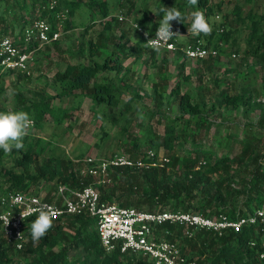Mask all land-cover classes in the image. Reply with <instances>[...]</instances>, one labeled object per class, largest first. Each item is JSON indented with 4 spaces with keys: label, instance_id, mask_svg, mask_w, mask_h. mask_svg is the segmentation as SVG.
I'll use <instances>...</instances> for the list:
<instances>
[{
    "label": "rangeland",
    "instance_id": "obj_1",
    "mask_svg": "<svg viewBox=\"0 0 264 264\" xmlns=\"http://www.w3.org/2000/svg\"><path fill=\"white\" fill-rule=\"evenodd\" d=\"M47 1L49 4L51 0ZM104 1L108 6V17L113 18L111 30L107 33L108 38L111 42H116L123 34L124 37L119 42L129 53L127 58H121L122 74L116 76L112 72H105L98 73L95 77L96 82H111L115 89L114 103L106 106L83 97H56L60 88L54 81L53 74L61 72L65 65L87 66L106 56L116 53L120 56L118 50L109 44L98 58L86 57L87 42L96 39L101 31V24L110 18L103 20L97 12L87 17L86 9L81 6L69 19L66 17L62 21L56 19L55 22H48L52 27L59 28L57 46L32 48L31 61L28 64L29 77L0 72V111L30 108L39 98H44L51 111L66 109L69 113L66 119L60 121L45 114L40 121L35 122L33 112L29 110L27 113L33 124L24 138V148L20 152L30 151L32 160L37 163L48 158L69 160L72 170L79 174L84 169V159L98 160L115 154L127 155L132 150L133 143L138 148L133 152L136 156L150 149L152 144L158 156L166 157V152L160 145L163 127L166 125L175 126L177 139L173 141L172 153L179 158L186 156L194 148L211 152L215 157L232 158L239 153L245 141L260 140L261 146H264V125L261 126L258 122L259 117L264 118V71L262 63L243 54L249 25L246 16L262 18L263 25L264 0H208L212 12L206 19L212 25V32L209 35L201 34L200 40L205 45L209 41L211 47L218 42L221 32L227 35V40L225 44L221 42L218 57L207 66L204 60L184 59L178 51L172 54L155 51L152 58L148 57L149 53L146 51L138 59H135L132 51L138 35L131 24L141 18L144 12L148 14L147 26H159L165 11L176 8L184 17L181 27L189 29L188 24L194 9L186 0ZM15 2L0 0V7L5 10L3 18L13 26V36L16 37L22 20L29 18L32 0H23L27 5L25 11L19 10ZM117 16H121L122 21H115ZM87 25L89 27L84 29ZM219 29L222 31L219 32ZM179 42L183 43L184 40ZM154 86L162 91L160 99L153 93ZM175 88L179 94L188 93L193 103L201 99L206 106L213 104L214 111L197 118L184 117L174 123V118L178 115V97L170 92ZM221 91L228 94L247 93L251 101L260 103L261 107L247 109L245 112L242 109L219 108L216 102ZM16 94L20 95L23 103H18ZM20 152H15L13 156H2L0 169L20 173V168L12 166ZM200 159L198 157V161ZM28 172L34 173L33 164L28 166ZM54 184V180L48 183L38 182L27 191L45 196L47 192H52ZM112 185L113 182L109 180L100 186L107 193L108 187ZM6 186L1 176L0 194L6 191ZM197 199L196 194L193 206ZM122 200L125 197L114 203L118 204ZM131 200L135 201L137 198L132 197ZM193 206L189 212L196 211ZM10 254L14 264H25L17 254ZM79 255L80 251L75 250L70 251L67 256L73 259Z\"/></svg>",
    "mask_w": 264,
    "mask_h": 264
},
{
    "label": "trees",
    "instance_id": "obj_2",
    "mask_svg": "<svg viewBox=\"0 0 264 264\" xmlns=\"http://www.w3.org/2000/svg\"><path fill=\"white\" fill-rule=\"evenodd\" d=\"M15 1L19 10H26L27 5L23 0ZM37 1L32 0L29 18L22 20L16 31L18 34L16 37L13 36V32H15L13 26L3 18L5 10L0 7V37L11 36L10 39L15 40L20 36L23 27L31 20L40 18L51 23L55 22L63 12H65V18L69 19L81 6L86 9L87 17L97 12L103 20L110 18L101 24V31L97 34L96 39L87 42L86 57L88 59L98 58L101 51L106 50L109 44L118 50L120 56L117 55L118 53L106 56L101 61H94L87 66L67 64L61 72H55L53 78L60 88L56 97L73 99L83 97L92 102L111 106L114 103L115 89L113 85L110 81L96 82L95 77L98 73L105 72H112L116 76L122 74L121 58H127L129 53L119 42L124 37L123 34L116 39V42H111L108 38L107 33L111 30L113 18L108 17L106 2L104 0H91V2L87 0H55L54 6L49 8L47 0H39L36 4ZM186 1L188 3V0ZM192 7L193 11L203 10L206 18L212 12L208 0H198V5ZM147 16V12H144L135 24L151 34L158 25L147 26ZM237 17H239L238 13ZM246 17L249 25L247 26L246 48L243 54L262 63L264 71V24L262 25V18L254 19L248 15ZM67 19L65 22L70 24ZM190 23L191 19L188 27H190ZM177 25L181 27L182 20ZM87 27L89 25L84 29ZM195 39L200 40V35ZM226 40L227 35L221 32L218 42L211 46L217 51V57L221 45L225 44ZM209 44H211L209 41L206 45L203 43L206 48L209 47ZM51 45L56 47L57 41ZM35 47L34 43L26 50L29 51ZM132 51L135 53V59H138L142 52L147 51L150 58L155 54V50L144 45L139 35L138 41L132 46ZM216 58H207L204 60V64L207 66ZM262 83L264 86V72ZM159 90V87L154 86L153 93L156 94L157 99L161 97L162 91ZM170 94L178 97V115L174 118V123L181 121L184 117L197 118L205 115L206 112L214 111L213 104L206 106L201 99L193 103L190 101L188 93L179 94L177 88ZM16 98L19 104L23 103L19 94H16ZM216 103L219 108L242 109L243 112L247 109L261 107L260 103L252 102L247 93L228 94L225 91L220 92ZM22 110L25 112L32 110L35 122L40 121L45 114H49L56 121L66 119L69 115L66 109L51 111L44 98H39L37 102L30 105V108L24 107ZM258 122L259 125H264V118L259 117ZM175 132L174 125L163 127L160 145L166 152V163L161 167H151L147 170L111 168L109 179L113 185L108 187L107 193L101 189L100 185H94L99 194V201L114 203V201L125 197V200L118 202L117 205L146 212H189L197 194L198 199L193 206L196 210L195 213L208 218L224 215L229 220L246 216L254 210L264 207V146H261L260 140L245 141L239 153L232 158L215 157L211 152L198 148L192 149L186 156L179 158L172 153L173 141L177 139ZM150 146L151 148L148 150H152L156 155L152 144ZM131 149L127 154L130 158L135 159L144 154L142 152L136 156L133 153L138 149L134 143ZM15 152L20 151L13 149L11 154H6L0 149V160L2 156H13ZM198 157L201 158V161H198ZM30 164H33V174L28 172ZM12 166L20 168L21 172L16 174L12 170L0 169V177L3 176L7 185L6 191L2 194L28 192L27 190L38 182L48 183L53 180L55 181L54 186L61 184L70 187H84L92 183L91 177L74 172L69 160L48 158L37 163L32 160L28 150L20 152V155L13 160ZM50 193L47 192L45 200L51 201ZM132 197L137 200L132 201ZM239 202L240 204H238ZM163 229L167 232L164 238L171 242H177L183 255L194 264H264L263 260L258 259L259 254L264 252V225L244 226L239 232L227 231L222 236H217L210 231H198L191 237H185L180 227L165 225ZM25 237L26 242L18 251L13 250L0 239V264H14L11 252L23 259L25 264H150L145 259L119 254L117 251L105 253L98 241L94 220L86 215L65 216L54 221L51 229L38 243L32 241L30 230L25 232ZM249 242L253 245L249 246ZM75 250H79L80 255L77 258L69 259L68 253Z\"/></svg>",
    "mask_w": 264,
    "mask_h": 264
},
{
    "label": "built area",
    "instance_id": "obj_3",
    "mask_svg": "<svg viewBox=\"0 0 264 264\" xmlns=\"http://www.w3.org/2000/svg\"><path fill=\"white\" fill-rule=\"evenodd\" d=\"M54 4L55 0H51L48 7L51 8ZM58 18L62 21L65 12ZM116 20L122 21V17L117 16ZM131 27L149 49L167 54L178 51L189 61L217 57L214 48H206L201 40L195 39L196 36L191 33L190 27L183 29L173 24V31H177V35L166 41L157 36L159 26L151 34L135 23H132ZM21 34L17 40H11L7 36L0 37V72L29 76L28 64L33 49L27 51L26 48L34 43L36 47L51 45L60 37L58 27H52L40 18L25 25ZM181 39L184 40L183 43L179 42ZM233 56L232 54L231 57ZM166 162L164 156L155 155L152 150H146L142 157L135 159L123 154L98 160L86 158L83 160L84 169L79 174L91 177L90 185H56L50 193L51 201L45 200V196L28 192L0 194V239L13 250H21L26 242L25 232L30 230L31 223L36 218V213L32 210L43 205L54 210L53 222L72 215H86L92 218L98 241L105 253L117 251L119 254L145 259L150 264H194L183 255L177 242L164 238L167 234L163 229L165 225L180 227L185 237H191L198 231H210L222 236L227 231L239 232L244 226L264 225V207L246 216L229 220L224 215L208 218L195 212H146L99 201V194L94 185L109 182L111 168L147 170L151 167H161ZM5 217L9 220L8 225H5ZM248 245L253 244L249 242ZM258 259L264 261V252L259 254Z\"/></svg>",
    "mask_w": 264,
    "mask_h": 264
},
{
    "label": "clouds",
    "instance_id": "obj_4",
    "mask_svg": "<svg viewBox=\"0 0 264 264\" xmlns=\"http://www.w3.org/2000/svg\"><path fill=\"white\" fill-rule=\"evenodd\" d=\"M188 4L197 6L198 0H188ZM183 18L178 9H167L160 21L157 36L166 41L177 35V31H173V22L180 23ZM190 31L194 36L211 34L212 25L206 19L203 10L197 9L191 13ZM32 124L29 114L23 110L0 111V149L6 154H11L13 149L22 150L24 138L28 135ZM32 211L36 213V218L31 223L30 235L32 241L38 243L53 226L55 212L43 205ZM4 219L5 225H8L9 220L6 217Z\"/></svg>",
    "mask_w": 264,
    "mask_h": 264
}]
</instances>
